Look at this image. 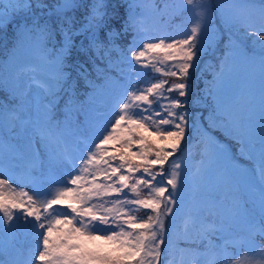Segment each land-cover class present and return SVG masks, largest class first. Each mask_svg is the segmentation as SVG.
<instances>
[{"label":"snow or ice","instance_id":"1","mask_svg":"<svg viewBox=\"0 0 264 264\" xmlns=\"http://www.w3.org/2000/svg\"><path fill=\"white\" fill-rule=\"evenodd\" d=\"M0 52V264H264V0H0Z\"/></svg>","mask_w":264,"mask_h":264},{"label":"rangeland","instance_id":"2","mask_svg":"<svg viewBox=\"0 0 264 264\" xmlns=\"http://www.w3.org/2000/svg\"><path fill=\"white\" fill-rule=\"evenodd\" d=\"M176 24H179L180 27L177 28ZM193 25H194V14L192 12H185L183 17L179 21H176L169 27L157 29L151 34L156 37L181 38L187 35L188 31L190 30V27ZM239 35L241 38H244L243 33H239ZM245 43L246 44L248 43L247 39H245ZM160 67H163V66L160 65ZM66 175H67V169H58V170L50 171L46 176L42 191L48 196L54 195L57 191H59V187L65 181ZM54 207L59 211L66 210L59 205H56ZM15 234H16V243L18 242L24 247L28 246L27 240L30 237L27 233H25L22 229H17L15 231Z\"/></svg>","mask_w":264,"mask_h":264},{"label":"trees","instance_id":"3","mask_svg":"<svg viewBox=\"0 0 264 264\" xmlns=\"http://www.w3.org/2000/svg\"><path fill=\"white\" fill-rule=\"evenodd\" d=\"M241 33H243V32H241ZM238 36L240 37L239 34H238ZM246 39L248 42L247 44L251 45V43H252L251 39L252 38H246ZM0 55H2V52H0ZM159 55L163 56L164 53L160 52ZM216 62H217L216 57L210 53L205 54L202 57L201 61L199 62L200 68H199V70H197V72L195 73V75L192 79V85H193V92L194 93L197 92L199 89H202L204 87L206 80L211 79V69L208 68V66L211 64H214ZM147 71L152 72L153 70L148 69ZM155 75L158 76L160 79H170V80L174 79V78H165V77L159 76V74H155ZM205 115H207V113H205ZM216 135L222 141L224 140V136L220 132H217ZM149 139H151V137H149ZM193 155L195 156L196 160L199 159V156L195 153V151H193ZM177 225H178V227L180 226V220L179 219L177 220ZM0 244H2L5 248H8L9 245H11V247L13 249H24V248H28L31 246V240H30V238H28V240H27L28 246L24 247L21 244H19L18 242L16 243V234H14L11 237L0 234Z\"/></svg>","mask_w":264,"mask_h":264}]
</instances>
